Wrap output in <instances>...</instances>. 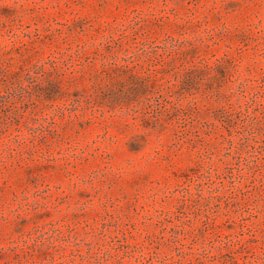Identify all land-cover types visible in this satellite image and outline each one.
<instances>
[{
  "label": "rangeland",
  "instance_id": "1",
  "mask_svg": "<svg viewBox=\"0 0 264 264\" xmlns=\"http://www.w3.org/2000/svg\"><path fill=\"white\" fill-rule=\"evenodd\" d=\"M0 264H264V0H0Z\"/></svg>",
  "mask_w": 264,
  "mask_h": 264
}]
</instances>
